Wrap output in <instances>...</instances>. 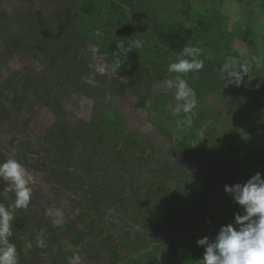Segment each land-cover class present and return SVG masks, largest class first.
Masks as SVG:
<instances>
[{
	"label": "rangeland",
	"instance_id": "1",
	"mask_svg": "<svg viewBox=\"0 0 264 264\" xmlns=\"http://www.w3.org/2000/svg\"><path fill=\"white\" fill-rule=\"evenodd\" d=\"M58 1L0 0V12L11 22L14 10L30 8L46 15ZM75 1L65 2L63 26L66 28L60 27L58 32L70 38L74 44L68 43V47L75 46L81 51L87 63L76 60L74 52H66L63 59L74 70L59 67L65 72L58 74L59 63L56 65V62L59 59L54 53L45 58L18 51L6 63L0 58V159L19 160L26 168L33 188L29 207L15 212L22 228L13 229L10 238L17 240L19 264H66V258L74 252L79 253L81 264H111L110 254L116 249L120 251V258L115 264H132L129 249L119 244L143 233L161 240L177 239L180 241L178 247L184 253L190 237L153 226L150 219L145 220L165 209L162 203L169 196L165 191L174 185L166 178L197 170L218 176L223 187L242 181L224 159L216 157L199 162L186 156L184 148L164 136L157 121L177 114L175 90L166 88V79L153 81L128 70H118L104 53L98 52L99 47L94 42L84 46L85 39L77 35L82 24L72 17ZM173 1L183 2L169 0L166 3L173 4ZM137 3L140 4L137 9L148 15L154 16L161 10L159 0H137ZM57 7L62 10L58 4ZM223 7L226 15L218 20L220 24L239 18L240 7L236 1L225 0ZM183 9L187 12L186 6ZM258 11L264 27V0ZM246 29L251 32L250 28ZM261 37L253 34L246 40L236 38L234 48L239 64H246L253 80L258 82L257 90L264 101V44ZM2 48L0 39V51ZM98 67H104L105 72L98 73ZM28 78L31 84L27 83ZM138 92L151 96L164 92L171 94L173 99L147 98L146 106L141 107ZM244 92L239 95H245ZM206 102L219 109L223 117L218 120L219 124L228 123L235 130L240 128L239 118L233 116L238 108L236 98L221 99L214 95ZM196 114L199 121L205 120L202 109ZM106 116H115L121 125L101 126L96 122ZM212 120L200 123L201 136H205L206 122ZM165 123L171 124L170 117ZM126 130L151 139L157 150L153 161L141 159L138 153H133L129 162L118 160L114 154L118 139L113 134ZM149 155L151 152L147 151V157ZM160 188L164 194L155 200L151 198L150 203L147 199L151 192ZM2 197L5 205L14 203L12 193ZM49 208L59 213L56 219H63L62 224L52 223L53 217L46 215ZM89 214H96L94 228H91ZM223 220L224 217L209 223L200 232L214 238L219 227L225 224ZM100 222L101 226L97 227ZM68 223L81 236V249L74 245V237L66 227ZM38 233L45 240L44 247L36 246ZM199 253L202 258L203 248ZM144 256L148 257V254Z\"/></svg>",
	"mask_w": 264,
	"mask_h": 264
},
{
	"label": "trees",
	"instance_id": "2",
	"mask_svg": "<svg viewBox=\"0 0 264 264\" xmlns=\"http://www.w3.org/2000/svg\"><path fill=\"white\" fill-rule=\"evenodd\" d=\"M68 1L59 0L57 4L62 10L56 4L46 15L30 8L14 10L10 17L11 22L0 12V39L3 41L1 62L6 63L18 51L43 55L45 58L54 53L57 56L55 58L59 59L56 62V65L59 63L56 71L63 74L65 71H60L59 67L72 68L63 59L66 52L72 51L76 54V60L87 63L81 51L76 50L75 46L68 47V43L74 44L69 41L70 38L63 37L58 32L60 27L66 28L63 26L66 18L63 17V6ZM167 1L169 0H159L161 10L152 16L137 9L140 8L137 0H76L72 17L82 24L77 35L85 39L84 46L90 42L96 43L98 52L104 53L107 60L118 70H128L153 81L175 75L167 72V66L181 56L185 46L199 48L201 54L198 58L204 61V68L198 74L189 73L184 78L196 90L198 109H202L205 120H213L206 122L205 136H201L199 131L200 123L204 124L205 120L199 121L197 114L193 117L191 127L177 125L178 121L184 119L182 112L169 116L170 125L165 123L169 117L159 118V129L172 143L184 148V154L194 160L205 162L216 157L224 159L242 182L257 171L264 173V101L257 90L258 82L247 72L239 87L229 85L226 88L219 72L229 57L239 64L234 48L236 38L246 40L248 36L259 34L264 44L262 17H258L261 0H234L240 7L239 18L224 24H220L218 20L226 15L223 7L225 0H183L181 4L173 1L169 5ZM184 6L187 7V12L184 11ZM246 28H250L251 32L248 33ZM135 41L140 42V47L134 46ZM120 44L125 49L130 48V51H122L118 47ZM27 80L31 84V79ZM242 91H245V95H239ZM214 95L221 99L233 97L238 100V108L233 116L240 120L239 129H233L228 123L219 124L218 120L223 118L219 109L208 106L206 102ZM138 97L141 107L146 106L147 98L156 97L161 100L164 97L166 101L173 99L171 94L164 92L155 93V96L138 92ZM46 102L55 104L52 101ZM96 122L101 126L121 125L115 116H106ZM101 135L104 136V133ZM113 136L118 139L114 154L120 161L132 160L133 153H138L141 159L151 162L157 155L150 138L127 130ZM147 151L151 152L149 157ZM3 161L5 160L0 159V162ZM34 166L38 168V165ZM166 179L173 181L174 185L165 191L169 195L162 203L165 209L145 220L150 219L153 226L190 237V244L186 246L184 253H181L178 247L180 241L177 239L161 240L144 233L130 240H122L119 246L124 245L129 249L128 256L132 258V264H201V247L197 246L196 241L205 236L200 232L202 228L209 224L207 221L213 223L223 217L225 224L230 223L234 213L240 209L224 192L222 181L216 175L190 170L172 174ZM2 187L3 184L0 183V188ZM162 193L164 194V190L161 188L153 191L147 200L151 203V198L155 200ZM9 194L11 193H7ZM4 195H0V203ZM89 216L91 228H94L96 214ZM133 218L138 220L136 216ZM96 225L101 226V222ZM66 227L74 237V245L81 249V236L69 223ZM20 228V220L15 216L13 229ZM11 242L16 244L17 240L13 239ZM145 253L148 257L144 256ZM110 255V263L115 264L120 258V251L116 249Z\"/></svg>",
	"mask_w": 264,
	"mask_h": 264
},
{
	"label": "clouds",
	"instance_id": "3",
	"mask_svg": "<svg viewBox=\"0 0 264 264\" xmlns=\"http://www.w3.org/2000/svg\"><path fill=\"white\" fill-rule=\"evenodd\" d=\"M134 46L140 47V42L135 41ZM118 47L130 51L123 44ZM200 54L199 48L185 46L181 56L167 66V72L175 75L164 84L175 90V112L184 114V119L177 122L178 126L191 127L199 107L197 92L184 77L189 73L198 74L204 68V61L198 58ZM96 71L103 74L105 69L98 67ZM219 72L226 88L229 85L239 87L247 76L248 66L229 57ZM27 176V170L19 160L9 158L0 162V183L3 184L0 195L12 193L15 197L14 203H0V264H19L17 247L10 238L16 210L27 209L31 202L33 188ZM224 192L240 210L234 213L232 222L219 227L214 238L197 239V246L203 248L201 264H264V173L257 171L244 182L225 184ZM46 215L53 217V224L63 223V219H56L59 213L52 208L47 209ZM36 246H45L42 234L36 235ZM66 264H81L79 253L74 252L66 258Z\"/></svg>",
	"mask_w": 264,
	"mask_h": 264
}]
</instances>
